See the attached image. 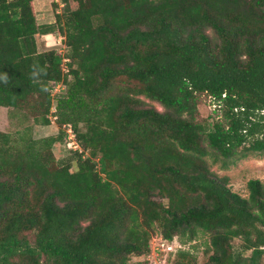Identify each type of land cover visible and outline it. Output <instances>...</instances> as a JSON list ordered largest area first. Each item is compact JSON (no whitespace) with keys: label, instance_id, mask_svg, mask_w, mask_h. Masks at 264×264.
I'll return each mask as SVG.
<instances>
[{"label":"trees","instance_id":"16d2710c","mask_svg":"<svg viewBox=\"0 0 264 264\" xmlns=\"http://www.w3.org/2000/svg\"><path fill=\"white\" fill-rule=\"evenodd\" d=\"M36 1L0 0V108L59 130H0V264H148L156 232L207 237L172 264H264V181L213 170L264 157V0H61L49 24ZM56 32L70 54L40 51Z\"/></svg>","mask_w":264,"mask_h":264},{"label":"rangeland","instance_id":"374dc122","mask_svg":"<svg viewBox=\"0 0 264 264\" xmlns=\"http://www.w3.org/2000/svg\"><path fill=\"white\" fill-rule=\"evenodd\" d=\"M54 3H59V9H63L61 0H44L35 2V10L37 13L38 22L40 24H49L55 22V8ZM64 38L56 32L54 35L39 36L37 38L40 51L55 50L63 55L70 54L68 48L65 46ZM55 95V94H54ZM56 104V101L53 105ZM159 107V106H157ZM161 110V108L159 107ZM200 114L202 118L209 121H217L223 118V111L221 103L214 99L202 97ZM23 122V121H22ZM25 124V123H24ZM24 124L21 123L19 116L11 115L8 110L0 108V130L14 133L16 130L22 129ZM32 125L34 138H43L47 136L56 135L58 127L51 123L50 126L44 127L40 125H33L32 121L25 124ZM54 154L58 160H64L70 157V151L67 145L63 143L56 144L54 147ZM211 162V161H210ZM213 170L220 176H228L231 180L230 185L234 191L247 195V183L251 179H260L264 181V157L250 156L247 159L237 162L236 165L230 167L228 170H222L219 165H213ZM208 239L205 236H200L196 241L182 245L176 237L171 243L165 241L159 232H156L151 240V253L147 257H134L131 262L147 261L148 264H172L175 255L179 249L191 250L196 254L200 262L204 261V252L207 248Z\"/></svg>","mask_w":264,"mask_h":264},{"label":"built area","instance_id":"2783aa9c","mask_svg":"<svg viewBox=\"0 0 264 264\" xmlns=\"http://www.w3.org/2000/svg\"><path fill=\"white\" fill-rule=\"evenodd\" d=\"M58 1V0H57ZM68 60H65V62H67ZM63 89V86L62 85H58L57 88H56V92H58L59 90ZM52 112L55 111V105L52 107ZM52 121L54 122L56 120V117H51ZM67 139H68V148L69 149H79V145L76 143L75 141V134L72 130V127L71 126H68L67 128Z\"/></svg>","mask_w":264,"mask_h":264},{"label":"crops","instance_id":"0c3cea01","mask_svg":"<svg viewBox=\"0 0 264 264\" xmlns=\"http://www.w3.org/2000/svg\"><path fill=\"white\" fill-rule=\"evenodd\" d=\"M38 1H44V0H38ZM57 1V0H56Z\"/></svg>","mask_w":264,"mask_h":264}]
</instances>
